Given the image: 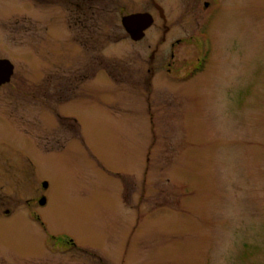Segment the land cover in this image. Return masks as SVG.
<instances>
[{"label": "rangeland", "instance_id": "374dc122", "mask_svg": "<svg viewBox=\"0 0 264 264\" xmlns=\"http://www.w3.org/2000/svg\"><path fill=\"white\" fill-rule=\"evenodd\" d=\"M219 1L211 47L172 14L167 41L159 18L134 41L115 14L0 0V55L16 63L0 108H46L31 82L67 75L73 116L49 156L18 139L30 176L22 211L0 216V264H264V0ZM177 36L181 68L166 73ZM43 181L46 204L27 206Z\"/></svg>", "mask_w": 264, "mask_h": 264}, {"label": "flooded vegetation", "instance_id": "af4514ba", "mask_svg": "<svg viewBox=\"0 0 264 264\" xmlns=\"http://www.w3.org/2000/svg\"><path fill=\"white\" fill-rule=\"evenodd\" d=\"M175 2V7L170 11L164 7L160 0H147V5L145 7L128 11L126 14L124 12V4L116 8L112 7L114 5L113 0H65V3L78 9L77 14L81 16L79 19L84 20L92 18L99 19L102 15H105V17H112L114 14L121 20V18L130 14L148 13L153 22L158 18L162 20V32L160 37L162 43L167 41L166 37L170 31V27H168L166 21L170 18L171 14L177 20L193 19L197 28L194 34L197 32L203 33L202 36H207V41L212 47L210 32L207 26L210 22V18L221 9V2L219 0H176ZM1 13L0 11V14ZM151 25L149 27H151ZM147 29L148 28L145 29V33ZM187 37L191 39L193 35ZM0 38V41H2L3 38L1 35ZM184 41L185 38L183 36H177L171 39L167 46V57L163 56L156 64V68L158 67L166 73L179 71L181 65L180 60L176 57V47L181 46ZM152 49L153 50L149 53L151 61H153L155 51L158 52L160 48L159 45L156 44ZM32 56L34 59H37L35 61L40 64V60L38 59L39 56L37 55L38 58L33 54ZM14 61H12L10 57L0 55V64H2V66H6V64L11 65L9 75L0 77V87L9 84L12 79L15 78L13 77L16 65ZM38 67L39 65L33 68H35L36 71ZM154 69V66H151L149 70L151 73H154ZM46 77L47 78H44L46 81L41 82L38 81V79H34L31 82V84H33L31 87L32 98L38 99L41 97L46 101V108H0V216L8 217L18 211H22V207H20V205H22V191L19 193L20 181H22L23 175L27 180L30 176L29 171L23 165L28 164V162L30 163L31 154L24 150L26 147H23V144L18 139H20V137L23 138L27 144L34 147L37 151L39 149V151L46 156H49L52 150H54V132L59 130V132L62 133L59 137L61 142H59L57 146L68 142V137L64 132L67 128L66 121H68V119H73L70 108H66V106L70 104V101H68L69 95L67 96V93H69L71 89L70 77L67 75L59 78H54L52 76ZM74 89H76V86ZM56 96L58 97L56 98ZM75 100L76 98L74 101ZM55 101H57V103H55ZM44 183L46 182L43 181L42 186L35 190L36 192L31 193V198L26 200L28 203L27 206L31 207L35 203L39 204V199L41 200V198L44 199L41 205L43 206L46 204L47 198L44 192L47 183L45 185ZM7 186L13 189L14 196L10 195V197H8L6 191Z\"/></svg>", "mask_w": 264, "mask_h": 264}, {"label": "water", "instance_id": "95a60500", "mask_svg": "<svg viewBox=\"0 0 264 264\" xmlns=\"http://www.w3.org/2000/svg\"><path fill=\"white\" fill-rule=\"evenodd\" d=\"M153 20L148 13L141 14H130L121 18V24L130 36L132 40H138L142 38L145 34V29L152 24ZM11 71V65L6 64L2 66L0 64V77L8 76ZM46 183H44L45 185ZM43 198H41L40 203H43Z\"/></svg>", "mask_w": 264, "mask_h": 264}]
</instances>
